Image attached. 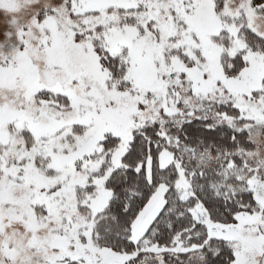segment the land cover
I'll return each mask as SVG.
<instances>
[{"label":"snow or ice","instance_id":"obj_1","mask_svg":"<svg viewBox=\"0 0 264 264\" xmlns=\"http://www.w3.org/2000/svg\"><path fill=\"white\" fill-rule=\"evenodd\" d=\"M0 264H264V0H0Z\"/></svg>","mask_w":264,"mask_h":264}]
</instances>
